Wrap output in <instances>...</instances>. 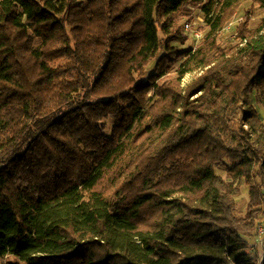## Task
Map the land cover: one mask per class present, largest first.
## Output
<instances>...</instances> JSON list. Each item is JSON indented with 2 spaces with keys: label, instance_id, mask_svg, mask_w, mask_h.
<instances>
[{
  "label": "trees",
  "instance_id": "16d2710c",
  "mask_svg": "<svg viewBox=\"0 0 264 264\" xmlns=\"http://www.w3.org/2000/svg\"><path fill=\"white\" fill-rule=\"evenodd\" d=\"M190 1L0 0L3 264H264V17Z\"/></svg>",
  "mask_w": 264,
  "mask_h": 264
},
{
  "label": "rangeland",
  "instance_id": "374dc122",
  "mask_svg": "<svg viewBox=\"0 0 264 264\" xmlns=\"http://www.w3.org/2000/svg\"><path fill=\"white\" fill-rule=\"evenodd\" d=\"M206 1L207 0L190 1L182 7L179 13V23L182 26V33L185 39L183 43L181 42L175 43L178 45L181 51H188L189 48L191 47L196 48L198 44H200L202 41L203 38H201L199 41H196L193 35L190 32L186 31V24L190 23L194 27H197L203 32V35H205L208 28L206 24V15L202 10V5H203L202 2H206ZM251 1L252 0L243 1L241 6H239L235 10L228 25L221 31L219 38L224 45H232L236 43L234 40L236 34L235 32L236 27L239 25V23L243 22L245 19H248L249 26L253 28L257 27L261 22L262 18L264 17V10L254 5ZM154 62L155 61L153 59L149 63V67H152ZM174 74L175 73L171 72L168 75L173 76ZM197 74L198 73L196 71L188 73L183 80V85L185 86L186 84H188ZM252 103L264 118V106L260 103V100L256 94H254V99ZM241 190H242L241 193L237 196L236 212L239 215H243L245 213L249 201L248 187L245 184H243L241 186ZM261 220L259 222V225L264 222V219ZM259 225L257 228L256 238H254V240H251V247L249 249V252L255 254L256 256L264 257V239L262 240L259 237L262 236L260 235ZM0 264H3L1 260H0Z\"/></svg>",
  "mask_w": 264,
  "mask_h": 264
},
{
  "label": "built area",
  "instance_id": "2783aa9c",
  "mask_svg": "<svg viewBox=\"0 0 264 264\" xmlns=\"http://www.w3.org/2000/svg\"><path fill=\"white\" fill-rule=\"evenodd\" d=\"M186 31L190 32L193 37L195 38L196 41H199L202 37H203V32L198 29L197 27H194L193 25H191L190 23H187L186 24ZM264 219V217L262 218ZM262 221V220H261ZM260 227V235L262 236H259L260 239H264V222L262 224L259 225Z\"/></svg>",
  "mask_w": 264,
  "mask_h": 264
}]
</instances>
